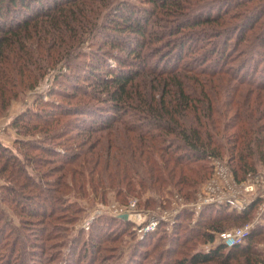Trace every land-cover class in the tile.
Instances as JSON below:
<instances>
[{
    "label": "trees",
    "instance_id": "16d2710c",
    "mask_svg": "<svg viewBox=\"0 0 264 264\" xmlns=\"http://www.w3.org/2000/svg\"><path fill=\"white\" fill-rule=\"evenodd\" d=\"M59 64L50 97L9 123L14 144L0 139V264H264V222L198 248L250 221L261 196L195 220L181 210L142 238L103 212L72 228L82 198L196 199L212 156L238 182L264 173V0H0V117Z\"/></svg>",
    "mask_w": 264,
    "mask_h": 264
},
{
    "label": "built area",
    "instance_id": "2783aa9c",
    "mask_svg": "<svg viewBox=\"0 0 264 264\" xmlns=\"http://www.w3.org/2000/svg\"><path fill=\"white\" fill-rule=\"evenodd\" d=\"M211 163L213 164L214 172L209 180L204 182L194 200H186L181 194L175 192L170 199L171 202L169 201L170 204L166 205L167 202L164 201V204L159 203L154 209L141 208L138 205L139 201L137 198H131L125 204L112 202L108 208L113 210L114 214L118 216L127 214V218L135 223L133 228L136 234L142 238L147 233L156 230L161 222H164L167 229L171 230L181 210H192L195 214V220L206 205H227L240 211L245 209L256 197H264L263 172H251L246 179L238 182L227 159L212 156ZM263 212L264 201L253 220L216 232V239L213 243H210L208 250L219 242H223L228 246L244 242L249 236L251 229L262 219ZM93 218L94 216L88 217L82 223L85 229L90 228Z\"/></svg>",
    "mask_w": 264,
    "mask_h": 264
},
{
    "label": "rangeland",
    "instance_id": "374dc122",
    "mask_svg": "<svg viewBox=\"0 0 264 264\" xmlns=\"http://www.w3.org/2000/svg\"><path fill=\"white\" fill-rule=\"evenodd\" d=\"M134 1H137V0H134ZM85 45H86V48H88L87 42L83 44V46H85ZM60 68H61V64H59L57 67H50L48 69V71L46 72V74L40 78L38 86L35 89L29 91L24 96V98L19 99L17 101H14L11 108L8 110V112L0 117V139L4 143L12 146L14 144L15 138L20 136L19 134H17V132L14 130V128H12L9 125L11 120L14 118V115L16 116L18 113H21L22 111L27 109L29 106H33V107L37 106V104L40 101V98H43L46 100L50 97V93H49L50 89H51L52 85L55 83L56 76H57L59 70H61ZM65 69H66V67H64V70ZM58 148L61 152H63V153L65 152L59 146H58ZM223 158L228 159V155L227 156L225 155V157H223ZM0 182H2L1 179H0ZM202 186H203V184H202ZM202 186L200 187V189L202 188ZM168 189H171V186H169ZM200 189L198 190L197 194L199 193ZM175 192H177V191L174 189L173 194ZM151 193H152V191L148 190L146 192V194H143V198L148 197L149 195H150V197H152ZM147 194H148V196H147ZM164 195L165 196L168 195L166 197L171 196V194H167V193ZM109 200H110V202L108 201V203L100 201V200H98V201L96 200L95 202H89L87 200V198H82L80 203H82V205L84 206L85 212L83 213L81 219L78 220V222L74 224V226L72 227L73 230L78 231L80 229H84L82 223L85 222V219L87 220L88 217H93V216L95 218L101 212L106 213V214H110V215H115L114 211L108 207L112 202L118 203V201L115 199V196L113 194H110ZM170 202H168L166 204H170ZM120 204H125V203H120ZM157 205H158V203L156 204V206ZM140 207L150 209L151 206L150 207L140 206ZM10 214L13 217V220L15 221V223L20 224L21 219L19 218V216L15 215L12 210H10ZM256 215H257V213L255 214V216L251 220H253L256 217ZM94 218H93L92 222L94 221ZM261 222H264L263 215H262V219L259 222H257L255 225H257ZM236 226H238V225H236ZM232 227H235V226H232ZM232 227H230V228H232ZM125 237H126L125 238V245L122 247V254H123L122 255V261H128L129 260V258H130L129 252L131 251L132 243L134 242V240L131 239L132 238L131 235H127ZM210 243L211 242L202 243L198 246V248L203 250V251H208V246L210 245ZM214 245H216V244H214ZM259 247L264 250V242L260 243ZM118 254H119V252H118Z\"/></svg>",
    "mask_w": 264,
    "mask_h": 264
},
{
    "label": "water",
    "instance_id": "95a60500",
    "mask_svg": "<svg viewBox=\"0 0 264 264\" xmlns=\"http://www.w3.org/2000/svg\"><path fill=\"white\" fill-rule=\"evenodd\" d=\"M121 217H125V218H127L128 217V215L127 214H123V215H120Z\"/></svg>",
    "mask_w": 264,
    "mask_h": 264
}]
</instances>
